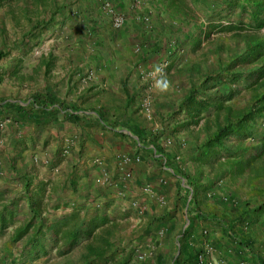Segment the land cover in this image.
<instances>
[{
	"label": "crops",
	"instance_id": "crops-1",
	"mask_svg": "<svg viewBox=\"0 0 264 264\" xmlns=\"http://www.w3.org/2000/svg\"><path fill=\"white\" fill-rule=\"evenodd\" d=\"M63 1L47 19L60 21L63 48L32 61L27 85L0 87V98L31 113L19 122L16 114L0 117L11 121L0 144V206L15 202L19 220L11 228L32 210L43 230L70 219L66 230L89 233L77 247L60 255L62 241L42 243L59 256L82 249V264H194L207 245L222 264H264V213L240 206L224 192V179L197 176L199 166L173 159L162 145L181 99L172 76L184 56L180 42L194 34L192 20H210L223 0ZM105 3L122 15V28H113ZM163 77L170 81L166 93L155 87ZM121 156L133 160L129 179L117 168ZM147 185L164 205L143 191ZM140 252L150 253L143 263L136 261Z\"/></svg>",
	"mask_w": 264,
	"mask_h": 264
},
{
	"label": "trees",
	"instance_id": "trees-1",
	"mask_svg": "<svg viewBox=\"0 0 264 264\" xmlns=\"http://www.w3.org/2000/svg\"><path fill=\"white\" fill-rule=\"evenodd\" d=\"M12 1L0 0V8ZM33 1L43 4V0ZM222 5V9L211 14L210 20H201L189 40L180 42L179 49L184 50V56L176 71L190 79L172 113L173 140L167 148H172L173 159L178 156L199 166L196 173L199 177L205 168L213 169L217 165L218 171L226 170L224 175L231 184L246 178L248 183L256 185L255 192L264 196V0H223ZM57 10L55 8V12ZM55 22L44 20L34 25V32L23 35L18 44L21 55L30 53L39 37ZM225 35L231 39L233 48L220 42ZM214 36L217 41L208 49L215 56L214 65L210 68L207 61L198 60L189 68H183L185 56L200 51L203 42L215 40ZM4 56L0 51V58ZM15 61L16 68L2 72L0 81L4 74L20 82L24 80L19 75L22 60L17 58ZM203 64L207 67L202 68ZM238 100L242 103L237 104ZM37 101L33 99V107ZM24 107L0 98V117H15L16 114V122L24 117L29 120L30 109ZM182 136H185L187 146ZM156 147L159 146L155 144ZM160 150L163 152L162 148ZM218 177H213V180H223ZM2 197L0 195V201ZM14 203L10 201L0 206V235L6 234L19 221L13 210ZM253 210L255 215L264 213V200ZM32 212L31 218L16 227L11 236L12 243L27 239L15 264H31L49 253L51 249L44 247L42 239L52 241L54 246L62 241L64 247L58 251L65 255L77 247L81 238L89 235L66 230L70 219L50 223L43 230L40 212ZM35 221L39 222L34 233L30 234L37 223ZM194 264H197L196 256Z\"/></svg>",
	"mask_w": 264,
	"mask_h": 264
},
{
	"label": "rangeland",
	"instance_id": "rangeland-1",
	"mask_svg": "<svg viewBox=\"0 0 264 264\" xmlns=\"http://www.w3.org/2000/svg\"><path fill=\"white\" fill-rule=\"evenodd\" d=\"M63 2V0H43V4L39 5L34 3L33 0H13L0 8V51L5 54L4 57L0 58V74H2V72L5 73L7 70L16 68L15 60L17 58H21L22 63L19 66V75L24 78V80L20 82L17 79L9 78L4 74L2 77V84L0 83L1 88L6 86L9 89V86L12 87L15 83L27 85L29 83L30 76L29 67L32 61L37 60L38 63L41 56L44 58V54L48 50L54 49V51H57L63 48L65 42L57 41L64 32L62 26L58 23L60 22L59 20H56L57 22H55V25L51 26L50 29L45 31V33L39 37L36 46L27 55H21L22 51L18 47L20 38L27 33L34 32V25L47 20L50 13L55 11V8H58L59 5L61 6V3ZM192 22L197 26L202 21L192 20ZM213 39L215 40L203 42L202 49L195 54L188 53L183 59L185 62V66L183 68H189V66L198 60L207 61L206 63L209 64L208 66L211 68L215 62V56L212 53H209L208 49L213 47L212 44L215 45L217 37L214 36ZM220 42L231 45L232 48L234 47L231 39H229L226 35L221 38ZM177 67L178 66H176V68ZM204 67L206 68L207 65L205 66V64H203L202 68ZM172 76L178 86L175 90L177 93L175 94L180 96L183 94V89L188 84L190 78L187 75L180 73L173 74ZM236 102L237 104L242 103L241 100ZM10 126L11 121L0 119V144L3 141V132H5ZM171 135L172 134L170 133L169 136ZM182 137L184 144L187 146L185 136ZM170 139L173 140L172 137H170ZM186 161L189 162V159H186ZM186 161L184 160L183 162L186 163ZM203 171L204 177H207L208 180L212 181L213 177L215 179L217 175L219 176L218 178L224 179L223 189H226L224 192H226L227 195L236 196L235 198H237L240 206L256 208L264 200L263 195H259L255 192L256 185L248 183L246 178L238 179L236 184H231V182L224 175L226 170L222 169L218 171L217 165H214L213 169L205 168ZM215 173H217V175H215ZM13 231L14 228H11L6 234L0 235V264H15L16 261L19 260V253L26 241L24 239L19 243H12L11 236ZM82 252V249H78L67 256H59L51 250L46 256L32 262L31 264H82Z\"/></svg>",
	"mask_w": 264,
	"mask_h": 264
},
{
	"label": "built area",
	"instance_id": "built-area-1",
	"mask_svg": "<svg viewBox=\"0 0 264 264\" xmlns=\"http://www.w3.org/2000/svg\"><path fill=\"white\" fill-rule=\"evenodd\" d=\"M103 8H104V10H105L108 14H110V15L112 16V26H113V28H114V29H120V28H122L123 23H124V18L122 17V15L116 14V13L114 12L113 8L111 7V4H109V3H105V4L103 5ZM151 109H152V101H151V99H149V98H145L144 101H143V103H142V111L144 112V114H145L148 118L151 117V111H152ZM162 145H163L164 147H168V146H170V145H171V139H170V138L166 139L165 141H163ZM134 161H135V162H138L139 160L136 159V160H134ZM132 162H133V160L130 159L128 156H121V157L118 158L117 168H118V170L122 173V175H123V177H124L125 179H129V178L131 177V173L128 172V171H126V167H127V165H129V164L132 163ZM143 191H144L145 193H148L150 196H155L156 199H157V201H158V203H159L160 205H164V204H165V200H164L162 197H158L157 195H155V194L153 193L152 188H151L150 186H148V185L145 186V187L143 188ZM211 195H212L211 193L208 194L209 197H210ZM223 200H224L225 202H227L228 204H229V203H230V204H234V205L236 204V202H229L227 196H224V197H223ZM131 206H132L134 209H138V213H139L140 215L143 214V210H144V208H139L137 202H131ZM149 254H150L149 252H148L147 254H146V252H145V253H142V252L138 253L137 256H136V261L139 262V263H143V262L145 261L146 257H147ZM210 255H211V248H210V246L207 245L206 250L203 251V252H201V253L198 255V257H197V264H222L221 261H218V260H214V259H212V258L210 257ZM239 264H250V262H248V261H242V262H240Z\"/></svg>",
	"mask_w": 264,
	"mask_h": 264
},
{
	"label": "clouds",
	"instance_id": "clouds-1",
	"mask_svg": "<svg viewBox=\"0 0 264 264\" xmlns=\"http://www.w3.org/2000/svg\"><path fill=\"white\" fill-rule=\"evenodd\" d=\"M157 72H162L163 69L160 67L156 68ZM155 87L161 92V93H166L169 88H170V81L167 80L166 77H163L159 80L156 81Z\"/></svg>",
	"mask_w": 264,
	"mask_h": 264
}]
</instances>
